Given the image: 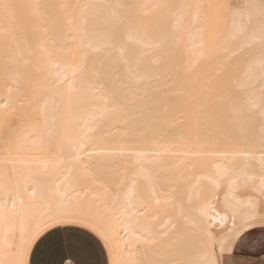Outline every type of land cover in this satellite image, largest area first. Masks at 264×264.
I'll list each match as a JSON object with an SVG mask.
<instances>
[{"label": "bare ground", "instance_id": "obj_1", "mask_svg": "<svg viewBox=\"0 0 264 264\" xmlns=\"http://www.w3.org/2000/svg\"><path fill=\"white\" fill-rule=\"evenodd\" d=\"M218 1L0 0V100L11 99L19 109L18 101L27 93L26 110L31 113L27 119L16 114L0 122L1 135L13 121V130L0 136V251L18 245L61 204L78 202L106 226L121 211L123 200L117 193L125 186L135 183L144 191L149 210L158 207L150 200L151 187L161 200L173 189L194 193L206 182L204 177L226 163L219 153L239 151L225 142V150L213 147L223 143L219 130L207 121L198 123L196 112L187 106L189 93L206 91V83L219 80L231 57L230 21L227 17L220 33L218 21L225 14L216 13ZM114 28L120 41L103 52ZM101 54L114 69L103 73L109 88L131 85L122 98L125 107L107 114L104 105L111 97L92 86L98 78L95 69L102 67L92 57ZM82 61L87 73L77 72L74 91L69 95L65 88L53 106L52 90L63 81L65 69ZM5 79L19 80L20 92L9 97ZM243 87L253 91L260 85ZM46 103L48 118L38 122L32 117ZM101 119V126L89 131ZM66 140L83 144L81 161H106L102 179H81L84 164L73 160L76 149ZM260 155L255 150L249 170L257 184ZM147 176L161 179L149 185ZM115 239L117 251L125 241L135 242L133 235L120 231L119 222Z\"/></svg>", "mask_w": 264, "mask_h": 264}, {"label": "snow or ice", "instance_id": "obj_2", "mask_svg": "<svg viewBox=\"0 0 264 264\" xmlns=\"http://www.w3.org/2000/svg\"><path fill=\"white\" fill-rule=\"evenodd\" d=\"M216 7L226 11L230 21L227 50L231 57L219 80L206 83V91L197 89L189 93L187 106L196 112L198 123L207 121L215 126L223 142L239 151L219 153L226 158V163L217 165L214 174L204 177L206 182L194 193L173 189L161 200L152 194L155 188L151 187L149 197L158 206L155 209L149 210L150 201L145 202L144 191L135 183L131 187L125 186L126 190L117 193L123 200L121 211L114 212V219L106 226H101L97 214L83 211L78 202L61 204L38 227L24 235L18 245L8 244L0 251V264H33L31 257L37 250L52 257L40 264H245L237 259L238 249L264 250V0H229ZM107 39L111 43L103 46V52H108L112 44L120 41L119 29L114 28ZM92 60L102 66L95 69L98 78L92 86H99L98 90L105 98L111 97L104 105L105 114L109 109L116 111L117 107H125L122 98L131 85L109 88V82L103 76L105 71L109 74L114 71L109 58L101 54ZM87 71L86 61L65 69L63 81L57 82L58 86L52 90L53 106L56 96L63 98L65 88L69 95L74 91L77 72L85 74ZM254 82L260 85L258 90L241 91L244 83L251 85ZM12 84L16 85L15 89ZM19 85V80L13 79L9 83L5 79L3 87L11 97L14 91L20 92ZM23 95L24 99L18 101L19 109L11 99L0 100V122L6 123L16 114L22 119L29 118L31 113L26 110V102L30 101L27 93ZM256 113L259 114L258 122ZM41 117L45 121L48 118L47 103L44 109H37L32 118L39 122ZM102 123L103 119L98 120L89 131L99 128ZM66 142L76 149L73 160L84 164L85 175L81 179L95 181L104 177L106 161L90 159L83 162L79 155L80 151H86L83 144ZM257 149L261 154L259 184L249 174ZM88 155L91 157L90 153ZM160 179L159 176L145 177L149 185ZM117 222L121 232L135 237L134 244L125 241L119 251L115 239ZM69 225L84 231H58L60 226ZM69 251L79 258H70Z\"/></svg>", "mask_w": 264, "mask_h": 264}, {"label": "crops", "instance_id": "obj_3", "mask_svg": "<svg viewBox=\"0 0 264 264\" xmlns=\"http://www.w3.org/2000/svg\"><path fill=\"white\" fill-rule=\"evenodd\" d=\"M66 230L74 233L83 232V229H79L76 226H60L59 232L64 233ZM257 234L259 230H254ZM70 258L78 259L79 257L71 251L68 252ZM58 258V257H57ZM33 264H40V262H46L52 259L50 254H44L42 250H37L36 253L31 257ZM237 259L245 262V264H264V250L260 248L247 249L241 248L237 250Z\"/></svg>", "mask_w": 264, "mask_h": 264}, {"label": "rangeland", "instance_id": "obj_4", "mask_svg": "<svg viewBox=\"0 0 264 264\" xmlns=\"http://www.w3.org/2000/svg\"><path fill=\"white\" fill-rule=\"evenodd\" d=\"M223 1H224V2H223ZM219 2H220V3H219ZM227 2H229V0H222V1L220 0V1H218L217 5L222 4V3H227ZM233 2H235V0H233ZM216 9H217V8H216ZM219 10H220V9H219ZM219 10H218V12H216L217 14H218V13H220V14H221V13L225 14L224 16H222V15H221V16H220V15H216V16H220V17H221V19L217 17V20L220 19V21H218V23H219L218 26L220 27V28H219V32H220V33H224V30L226 29L225 26H224V23H225V25H226V27H227V24H226L225 20H226V18H227L228 16H227L226 11H223V12H222V11L220 10V12H219ZM222 20H224V21H222ZM220 22H222V23H220ZM223 29H224V30H223ZM222 31H223V32H222ZM233 59H234V58H233ZM220 78H221V77H220ZM244 90H245L244 87L241 88V91H244ZM11 125L13 126V121L8 123L7 127H5V129L2 131L3 133H1V135H0L1 137H2V134H3V136H7L8 133H9V131L13 130V129H12L13 127H12ZM11 127H12V128H11ZM10 128H11V129H10ZM6 133H7V134H6ZM222 141H223V140H222ZM223 144H225V143H224V142H223V143L220 142L219 144H216V143H215V144L213 145V147L217 148V146H215V145H220L217 149H222V150L225 148V146H229V148H230V147H231V148L233 147V145H231L230 143L225 144L224 147H223ZM228 144H229V145H228ZM230 145H231V146H230ZM209 146L212 147V145H210V144H209ZM222 147H223V148H222ZM234 147H235V146H234ZM234 147H233V148H234ZM226 148H227V147H226ZM229 148H228V149H229ZM224 150H225V149H224Z\"/></svg>", "mask_w": 264, "mask_h": 264}]
</instances>
